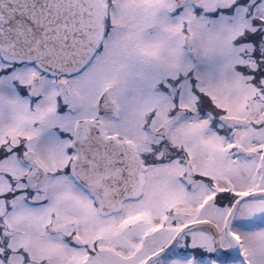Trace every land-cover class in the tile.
Wrapping results in <instances>:
<instances>
[{
  "label": "snow or ice",
  "instance_id": "obj_1",
  "mask_svg": "<svg viewBox=\"0 0 264 264\" xmlns=\"http://www.w3.org/2000/svg\"><path fill=\"white\" fill-rule=\"evenodd\" d=\"M0 264H264V0H0Z\"/></svg>",
  "mask_w": 264,
  "mask_h": 264
}]
</instances>
